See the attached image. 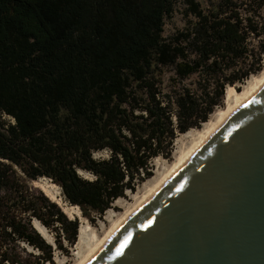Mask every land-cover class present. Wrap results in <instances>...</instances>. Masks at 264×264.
<instances>
[{
  "label": "trees",
  "instance_id": "16d2710c",
  "mask_svg": "<svg viewBox=\"0 0 264 264\" xmlns=\"http://www.w3.org/2000/svg\"><path fill=\"white\" fill-rule=\"evenodd\" d=\"M263 60L264 0H0V264H54L34 221L55 249L77 241L30 181L103 215Z\"/></svg>",
  "mask_w": 264,
  "mask_h": 264
},
{
  "label": "water",
  "instance_id": "95a60500",
  "mask_svg": "<svg viewBox=\"0 0 264 264\" xmlns=\"http://www.w3.org/2000/svg\"><path fill=\"white\" fill-rule=\"evenodd\" d=\"M87 264H264V84Z\"/></svg>",
  "mask_w": 264,
  "mask_h": 264
},
{
  "label": "rangeland",
  "instance_id": "374dc122",
  "mask_svg": "<svg viewBox=\"0 0 264 264\" xmlns=\"http://www.w3.org/2000/svg\"><path fill=\"white\" fill-rule=\"evenodd\" d=\"M176 8L177 9L174 12L173 18L168 21L165 25L166 34L172 33L176 28H180L183 26V18L181 15L182 5L178 4ZM262 71H264V60ZM261 72L253 76L256 77ZM253 76H251L249 79L252 80ZM248 80H246L243 84H236L234 86V89L236 91L242 92L245 86L247 85ZM225 99L226 97L224 95L221 106L217 107L214 110V114L217 113L219 110L225 109L227 107V102ZM213 113L211 115H214ZM211 115L209 116V118H211ZM202 127L203 125L198 129L190 131L189 133L179 134L175 139L173 151L170 157L164 158L160 156L153 159L149 165L151 176L145 179L143 182L137 183L134 191H125L124 196L118 198V200H115L114 203L111 205V208L105 211L103 215H96L94 216V219L89 220L88 218L82 216L80 210L79 214L81 216L78 215V211H76L77 209L75 208L73 210L66 209L65 213L67 214V216L71 219L78 218L80 222L79 227L83 225L84 230L82 234H80L79 232L77 241L73 246H67L66 251H60L58 249H55L56 245L54 243L53 234L49 230L45 229V240L52 244L54 248V264H79V262L88 253L89 247L97 243L98 240L102 239L108 232L112 224L117 221L116 219L123 215L125 212H127V210H129L132 206H134V203H136L143 196V194L148 191L149 187L156 183L162 176H164L165 173L169 170V168L184 155L187 148L193 143L194 139L197 137L198 130L202 129ZM94 156L96 158H105L108 156V153L106 151L97 152L94 154ZM40 183L42 184V187L44 189L39 186ZM29 184L43 191L52 201L56 202L57 199L59 202H62L63 205L61 204V207L65 206L64 204L68 205L66 202L63 201L61 192L57 187L45 186L46 184H52L49 179L37 180L36 183L34 181H30ZM137 197L140 198L138 199ZM94 235L95 239L92 240V237Z\"/></svg>",
  "mask_w": 264,
  "mask_h": 264
},
{
  "label": "bare ground",
  "instance_id": "6f19581e",
  "mask_svg": "<svg viewBox=\"0 0 264 264\" xmlns=\"http://www.w3.org/2000/svg\"><path fill=\"white\" fill-rule=\"evenodd\" d=\"M249 80L247 81V85L245 86L242 92L236 91L232 86H227L225 91V97H226L225 100L227 102V107L225 109L219 110L215 114L213 113L214 115H211V118H209L207 122L202 124L203 125L202 129L198 130L197 137L195 139L193 138L194 139L193 143L187 148L184 155L169 168V170L165 173L164 176H162L157 182L155 181L156 183L150 186L148 191L145 194H143L141 198L139 197L140 199L137 197L139 200L136 203H134L135 205L132 206L129 210H127V212H125L123 215H121L119 218L116 219L117 221H115L112 224V226L110 227V229L102 239L98 240L97 243L89 247L88 253L79 262V264H87L90 261V259L96 254V252L99 251L106 244V242L113 236V234L117 231V229H119L130 218V216L137 210V208L141 206L152 194H154L156 190H158L159 187L166 180H168L170 176L173 173H175L192 156V154L197 150V148L209 136H211V134L215 132L243 102H245L259 87H261L264 84V71H262L256 77L253 76L252 80L250 81ZM192 130L195 129H190L186 133H189ZM41 179L43 180L46 178H41ZM45 186L47 187L55 186L58 189H60L54 183L50 185L46 184ZM66 207L69 210L70 209L73 210L74 208L77 209L76 211H78V215H80L77 206L66 205ZM34 227L38 230V232H40V234L44 238L46 237L45 228L41 226L39 222L34 221ZM83 230L84 227L83 225H81L79 227L80 234H82ZM94 239H95V235L92 237V240Z\"/></svg>",
  "mask_w": 264,
  "mask_h": 264
}]
</instances>
